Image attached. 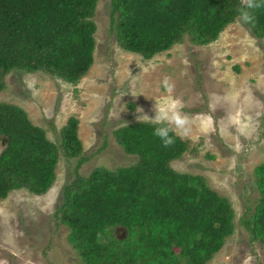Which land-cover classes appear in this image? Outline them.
I'll return each mask as SVG.
<instances>
[{
  "label": "trees",
  "instance_id": "obj_1",
  "mask_svg": "<svg viewBox=\"0 0 264 264\" xmlns=\"http://www.w3.org/2000/svg\"><path fill=\"white\" fill-rule=\"evenodd\" d=\"M98 0H0V91L11 71H44L79 82L94 63ZM240 0H112L111 22L118 44L146 59L171 49L187 35L207 45L239 17ZM252 31L264 38V8ZM157 125L139 121L114 131L118 143L138 161L110 170L78 172L87 160L79 119L61 129V144L51 141L25 109L0 101V200L12 191L35 194L56 179L60 150L78 158L76 176L66 187L59 219L82 264H208L235 231L229 199L205 178L177 172L172 161L190 141L175 136L164 147L153 135ZM173 135H175L173 133ZM260 197L242 223L253 241L264 243V162L255 168ZM129 229L124 240L115 226Z\"/></svg>",
  "mask_w": 264,
  "mask_h": 264
},
{
  "label": "rangeland",
  "instance_id": "obj_2",
  "mask_svg": "<svg viewBox=\"0 0 264 264\" xmlns=\"http://www.w3.org/2000/svg\"><path fill=\"white\" fill-rule=\"evenodd\" d=\"M111 5L112 0H98L94 63L79 82L14 70L4 77L0 101L25 109L58 145L62 127L78 117L87 157L78 172L87 176L96 167L135 164L138 156L124 150L114 131L126 123L150 122L144 116L154 117L155 101L180 99L192 118L191 133L184 137L190 148L171 166L203 176L235 211L234 233L208 264H264V243L253 241L242 223L260 197L255 168L264 162V38L238 17L207 45L194 44L187 35L146 59L118 44ZM165 76L175 85L171 94L161 86ZM5 146L0 139V152ZM77 163L60 150L47 192L18 189L0 200V264H82L68 240L69 228L59 219ZM119 233L126 236L124 229Z\"/></svg>",
  "mask_w": 264,
  "mask_h": 264
},
{
  "label": "clouds",
  "instance_id": "obj_3",
  "mask_svg": "<svg viewBox=\"0 0 264 264\" xmlns=\"http://www.w3.org/2000/svg\"><path fill=\"white\" fill-rule=\"evenodd\" d=\"M261 8H264V0H240L237 9L239 21L255 26L257 11ZM161 86L168 94H171L175 88L169 76L162 79ZM139 110L143 112V109ZM152 111L155 113L154 117L150 118L145 114L144 119L157 125L153 135L161 140L164 147L174 145L175 136L184 138L190 135L192 118L183 111V102L180 99L171 98L167 102L155 101Z\"/></svg>",
  "mask_w": 264,
  "mask_h": 264
},
{
  "label": "water",
  "instance_id": "obj_4",
  "mask_svg": "<svg viewBox=\"0 0 264 264\" xmlns=\"http://www.w3.org/2000/svg\"><path fill=\"white\" fill-rule=\"evenodd\" d=\"M121 229H124V231H126V236L129 235V229L126 227V226H122V225H117L115 226V229H114V233H115V236L117 237V239L119 240H124L126 238V236L124 237L123 235H121L119 233V231Z\"/></svg>",
  "mask_w": 264,
  "mask_h": 264
}]
</instances>
